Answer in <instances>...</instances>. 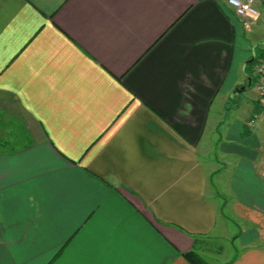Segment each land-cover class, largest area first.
Returning a JSON list of instances; mask_svg holds the SVG:
<instances>
[{
    "label": "crops",
    "instance_id": "obj_1",
    "mask_svg": "<svg viewBox=\"0 0 264 264\" xmlns=\"http://www.w3.org/2000/svg\"><path fill=\"white\" fill-rule=\"evenodd\" d=\"M257 7L0 0V264H264Z\"/></svg>",
    "mask_w": 264,
    "mask_h": 264
},
{
    "label": "rangeland",
    "instance_id": "obj_2",
    "mask_svg": "<svg viewBox=\"0 0 264 264\" xmlns=\"http://www.w3.org/2000/svg\"><path fill=\"white\" fill-rule=\"evenodd\" d=\"M19 130L20 128L17 124L11 121L5 114L0 113V142L8 141L15 148L25 146V142H22L23 139L20 136L22 132ZM230 246L229 241L207 237L205 240L199 242L196 252L205 264H226L232 256Z\"/></svg>",
    "mask_w": 264,
    "mask_h": 264
},
{
    "label": "built area",
    "instance_id": "obj_3",
    "mask_svg": "<svg viewBox=\"0 0 264 264\" xmlns=\"http://www.w3.org/2000/svg\"><path fill=\"white\" fill-rule=\"evenodd\" d=\"M264 0H227V4L235 13L247 21H256L260 18L261 12L257 3ZM255 74L258 78V87L261 102L264 104V57L255 65Z\"/></svg>",
    "mask_w": 264,
    "mask_h": 264
},
{
    "label": "trees",
    "instance_id": "obj_4",
    "mask_svg": "<svg viewBox=\"0 0 264 264\" xmlns=\"http://www.w3.org/2000/svg\"><path fill=\"white\" fill-rule=\"evenodd\" d=\"M256 52L259 53V55H260L264 52V49L257 47ZM259 60H260V57H257L253 61L252 65H256ZM186 257L189 259V261L192 264H205V262H203L202 258L198 255V253L196 251H192V252L188 253L186 255Z\"/></svg>",
    "mask_w": 264,
    "mask_h": 264
},
{
    "label": "water",
    "instance_id": "obj_5",
    "mask_svg": "<svg viewBox=\"0 0 264 264\" xmlns=\"http://www.w3.org/2000/svg\"><path fill=\"white\" fill-rule=\"evenodd\" d=\"M247 82H248V87H250L251 86V80H250V77L247 79ZM246 90V88H242V89H239V90H237L235 93H234V95H238L239 93H241V92H243V91H245Z\"/></svg>",
    "mask_w": 264,
    "mask_h": 264
}]
</instances>
